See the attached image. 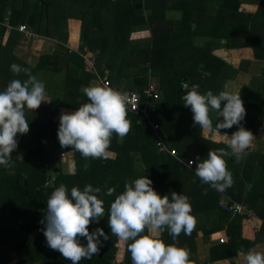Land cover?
Returning a JSON list of instances; mask_svg holds the SVG:
<instances>
[{"label":"trees","instance_id":"obj_1","mask_svg":"<svg viewBox=\"0 0 264 264\" xmlns=\"http://www.w3.org/2000/svg\"><path fill=\"white\" fill-rule=\"evenodd\" d=\"M143 1L149 12L147 16L136 11L140 0H0L1 21L10 16L12 24L26 23L36 33L48 37L60 38L52 26L59 28L63 24L68 39V20H81L80 42L83 44L80 49L87 45L96 57V61L90 65L75 50L69 53L74 54L69 58L60 56L58 47L62 45L57 44L51 53H43L35 66L29 63L24 65L36 78L39 72L51 70L58 75L62 85L59 92L56 91L52 98H45L46 101H42L38 109L27 110L29 131L26 134L18 133L16 137L19 150L25 151L22 159L11 155L12 161H15L11 167L2 170L0 165V264H71L61 253L47 246L42 231L44 225L41 220L47 212V200L61 184L66 186L69 196L73 187L82 191L90 184L100 189L96 195L103 201L104 217L88 227L89 232L102 228L108 239L100 237L99 252L90 260L82 259L79 264H132L127 248L131 241H121L111 234L108 213L116 196L124 191L125 182L143 176L152 180L153 189L161 196L168 195L171 200L170 193L173 191L187 196L194 219L197 215L200 218V215L210 214L208 224L196 222L190 235L181 232L177 237V246L189 252L190 264H216L220 260L246 254L250 249L255 250L257 244L264 243V104L246 96L242 99L246 114L241 124L257 137L256 143L239 162L234 156L223 157L234 181L223 192L245 207L242 212L233 214L220 208L222 193L201 183L195 176L196 163L191 167L187 163L189 160L196 161L197 156L201 160L207 159L209 150L230 151L227 137L223 135L230 138L239 126L211 132L210 136L218 140L205 137L203 130L194 126L193 113L183 105L181 99L193 84L199 85L201 94L209 90L218 94L225 90L227 79L238 73L239 69L226 57L213 53L217 49L251 47L256 57L264 60V0L258 3L257 0L172 2L171 6L176 7L177 4L180 8L176 16L181 14L182 21H174L178 26L170 28H166V23L161 27H152V41L146 44L148 46L138 48L130 40L131 32L138 30L140 25H149L152 17L158 21L162 16V6L157 4L162 0H152V3ZM244 2H252L250 4L258 7L252 21L245 17L249 13L245 14L242 8ZM170 10L175 9L170 7ZM193 23L196 25L193 26ZM7 31L6 26L0 24V66L18 59L13 51L19 43L20 38L17 36L20 34L11 31L7 35ZM74 31L77 32V27L72 25ZM171 32L173 34L169 36ZM123 33L124 36L121 35ZM73 35L77 36V33ZM104 35L112 38L114 48L117 42H123L122 48L131 44L138 52L133 50L128 54H114L119 59L116 63L110 53L112 45L108 40L105 39L99 46ZM201 35L203 38L208 36V41L195 47L194 37ZM7 37L6 42L4 38ZM53 57L57 58V62L52 61ZM125 64L132 68V76L141 71L135 70V65L144 64L134 86L141 92L150 76L158 81L161 97L151 105V117L160 125L158 133H154L142 115L136 116L126 108L130 130L122 138L113 134L107 159L84 158L75 149L62 148L57 136L61 116L59 112L72 113L81 104L89 102L82 89L92 85L94 80L108 79L117 87H130L120 77L113 78L115 71L122 69ZM1 71L0 91H4L14 79L24 81L28 78L24 72ZM182 82L188 83V87L184 89ZM223 106L222 102L221 108ZM46 110H53L59 116L54 121L55 135L47 133L51 122L44 118ZM213 113L216 114L212 116V127L215 129L223 118H217V113ZM36 115L38 119L31 122L30 117ZM188 133L192 139L182 137ZM159 140L164 141L163 147L157 144ZM49 141L55 142V146L49 148ZM189 143L196 149L194 155L187 150ZM63 152L69 153L67 162L60 156ZM70 165L71 168H68ZM109 188L115 189L111 196L106 194ZM205 189L207 194H204ZM253 217L262 220L260 229H254ZM207 227L210 233H205ZM142 234H148L147 229ZM217 235L219 240L216 243ZM157 238L166 245L173 244V238L166 228L157 234ZM79 239L86 246V238ZM206 249L208 252L204 253Z\"/></svg>","mask_w":264,"mask_h":264},{"label":"clouds","instance_id":"obj_2","mask_svg":"<svg viewBox=\"0 0 264 264\" xmlns=\"http://www.w3.org/2000/svg\"><path fill=\"white\" fill-rule=\"evenodd\" d=\"M18 33L25 35L24 32ZM10 69L17 74L24 72L28 78L24 81L14 79L4 91H0V165L6 168L12 166L11 153L18 146L17 134L29 131L25 109L34 111L42 101H46L45 85L31 75L30 69L17 64H12ZM181 86L188 87L183 82ZM229 87L226 84L225 90L219 94H213L211 90L201 94L199 85L193 84L181 97L183 105L193 113L194 126H199L201 130L218 132L219 129L239 126L230 138L223 135L227 137L230 151L209 150L207 159L201 160L197 156L196 161L189 160L187 163L190 167L196 163L195 176L201 183L220 192L234 184L223 157L234 156L239 162L255 139L252 132L241 124L246 110L240 91L234 93ZM82 91L89 102L81 104L75 112L61 114L57 132L59 143L62 148L75 149L84 158L107 159L113 134L122 138L130 130V122L126 118L127 96L99 85L83 87ZM210 111H215L217 118H223L215 129ZM17 159L22 157L18 156ZM180 162L184 163L183 160ZM152 183L147 176L125 182L124 191L110 205L108 226L111 234L121 241H131L127 248L132 264H190L189 252L177 246V237L181 232L190 235L195 226L189 198L173 191L170 200L168 195L158 194ZM99 192V188L89 184L82 191L73 187L69 196L66 186L61 184L47 200V212L41 220L47 246L61 253L71 264H79L82 259L90 260L99 252L100 237L108 239L102 228L89 232L88 227L104 217L103 201L96 195ZM114 192L115 189L109 188L106 194L111 196ZM204 194H207V189ZM165 228L172 236L173 244L166 245L157 238V234ZM146 229L148 234H142ZM80 237L86 238V246L80 243ZM244 260L245 264H264V253L250 249L244 255Z\"/></svg>","mask_w":264,"mask_h":264},{"label":"rangeland","instance_id":"obj_3","mask_svg":"<svg viewBox=\"0 0 264 264\" xmlns=\"http://www.w3.org/2000/svg\"><path fill=\"white\" fill-rule=\"evenodd\" d=\"M251 1L255 2V0H251ZM172 2H175V1H172ZM252 2H250V3H252ZM258 2H259V0H257V3ZM250 3H248V2L245 3L244 2V5L242 6V8L245 10L244 11L245 14L249 13L248 15H245V17H247L250 21H252L253 18L255 17V13H256L258 7H257V5H253V4H250ZM9 13L11 14V10L9 11ZM9 17L10 16H8V19H10ZM161 19L164 22L162 20H158L157 21L156 18L152 17V20H150L149 25L147 24V26H146V33L147 34L143 33V31H141L142 29H138L136 31H132L131 32V39H130L132 44H135L138 48L139 47L140 48H144L145 46H148L146 44L150 43L152 41V38H153V36H152L153 35L152 27L153 28L156 27V26L160 27V25L163 26V23H166V28H170V26L171 27L178 26V25H175L174 20L171 21V16H170L169 13L164 12V14L161 17ZM69 21L74 22L75 20L70 19ZM154 21H156V22H154ZM78 22L81 23V21H78ZM52 27H53V29H56V30H54V32H56V34L60 38H62V39L66 38V29H65L63 24L59 28H56V25L52 26ZM71 28H72V25L70 26V22H69V24L67 26V31H70ZM7 29H9V28H7ZM177 29H179V28H177ZM124 31L126 32V30H124ZM172 34L173 33L171 32L168 35L171 36ZM121 35L124 36L125 34L123 33ZM154 35L156 36L155 33H154ZM195 37H197L196 39L194 38V46L195 47L204 45L208 41V36H204V37H207V38H203L202 35H201V37H199V36H195ZM42 39H43V37H41V41H42ZM105 39H107L108 42L112 45V49H111L110 53L113 54V58H115L116 63L119 61V59L114 54H128L130 51H133V50L138 52L136 47L132 46L131 44H130V46L122 48L124 46V44H125L123 42H122V44H119L117 42V46L114 48L115 44L113 46L112 38H108L105 35H104V37L102 36V40L99 43L100 47H101L102 42L104 43ZM19 41H20L19 42L20 49L24 50L26 48L28 49L29 46H32L33 45V41H38V40L36 38H25V37H23ZM115 42L116 41H114V43ZM110 44H109V46H110ZM61 45L62 46L59 45V47H58V50H59L58 55L66 56L68 58L70 56L74 55V54H69L71 52V50L67 46H65L63 43ZM60 48H61V51H60ZM81 51L83 53H85V55H86V57H85L86 59L85 60H87L88 62H90L91 60L95 59L94 58L95 57V53L92 52V50L87 45H85L83 47V49H81ZM13 52H14L13 54L18 59H16V61H14V62H10L8 64H4V65L0 66V69H3L4 71H6V73L7 72H12L11 69H10V66L12 64H17V65H20L22 68H25L24 65L29 63V58L26 57V54H22L21 55L18 51H15V50ZM95 52H97V51H95ZM213 53H215V55L219 56V57H226L233 66H235L237 69H239L238 73H236L234 75V77H232L230 79H227V81L225 83V85L228 84L230 86L229 90L234 92V93H238L240 91L241 99H244V97L246 96L249 99H252V101L257 100L261 104H264V60H259L256 57L255 50L253 48H251V47L231 48L230 50H226V49L221 48V49H217V50L213 51ZM25 58H26V60H25ZM37 60H39V58ZM52 61L53 62H57V58L53 57ZM121 62H126V60H122ZM143 66H144V64L135 65V70L139 69L141 71L139 73H137V74L132 76V73H130L132 68L131 67H126V64H125L122 69L118 70L117 72L115 71V73L113 74V78L120 77L121 79H123L125 85H128V86L134 88V86L136 84V77L138 75L142 74L141 72L143 71L142 70ZM46 72H47V70H46ZM46 72L45 71L40 72L39 76H40V78L43 79V81H46V83H44V85H45V93H46L45 94V98L48 99V97L50 95L52 97L54 95H56L55 94L56 91L59 92V87H61L62 84H60L61 82H60L59 77H58L57 74L49 75ZM0 76H1V78L3 77L2 71L0 73ZM155 80L157 81V79H155ZM50 81L52 83L56 84V85L51 86V82ZM96 83L97 82L94 80L92 85H99L100 86V84H98V83L96 84ZM59 84H60V86H59ZM160 93H161V91H160ZM47 102H48V100H47ZM27 110L28 109H25V116L27 114ZM151 110H152V108L150 109V111ZM59 113L61 115V112H59ZM212 116L215 117L216 114L213 113V111H210V118L213 120ZM57 117H59V116H57L56 113L53 110H48V111L46 110V114H45L44 118L51 122V126L48 127V129H47V133H49L51 135H55L56 134L54 121L57 119ZM35 119H38L37 115L30 117V121L31 122H33ZM39 120L42 123V120L41 119H39ZM182 137L188 138V139H192V137H191V135L189 133L187 135L182 136ZM262 137H264L263 134H262ZM48 146H49V148L54 147L55 146V142L49 141ZM187 150L192 155H194L195 151H196L195 147L192 146L191 143H189ZM24 153H25V151L21 152L19 150V147L17 146V149H15L11 153V155H16V157H18V156L22 157L24 155ZM13 162L15 163V161H12V164H13ZM65 162H67V160H65ZM48 165L49 164H47V166ZM62 167L64 169L67 168V166H62ZM1 168H2V170H4L6 167L1 165ZM68 168H71V165ZM216 213L218 215L220 214L219 211L218 212L216 211ZM104 215H105V213H104ZM209 215L210 214H207L206 216L200 215L201 219L197 215L195 217V223L197 222L198 224H200L202 222L204 224H206V223L208 224V222H209L208 220L211 218V216H209ZM255 220H257V219H255ZM261 226L262 225L260 223L258 225V228H261ZM207 229H208V227H207ZM203 232H204V230H203ZM199 235H200V233H199ZM218 240L219 239H218V235H217L215 241L218 242ZM244 255L245 254H243V256ZM0 258H1V253H0ZM17 259L18 258H15V260H17ZM241 260H242L241 263H243L245 261L244 258L241 259Z\"/></svg>","mask_w":264,"mask_h":264},{"label":"crops","instance_id":"obj_4","mask_svg":"<svg viewBox=\"0 0 264 264\" xmlns=\"http://www.w3.org/2000/svg\"><path fill=\"white\" fill-rule=\"evenodd\" d=\"M149 2H151L152 3V0H148ZM172 1H175L176 3H177V1L178 0H162V2H159V3H157V4H159V6L161 5L162 6V16H163V14H164V12H166V13H169L170 14V16H171V18L172 19H174V21H176V22H179V20H181L182 21V15L180 14L179 16H176V14H177V10L178 9H180L179 7H177L178 5L176 4V7H174V6H171L172 5ZM154 3V2H153ZM170 7H171V9L172 10H174V11H171L170 10ZM136 11L138 12V13H142V14H144V15H148L147 13H149L146 9H145V5H144V1L143 0H140V2H139V7L136 9ZM162 16H160V19H161V17ZM70 19H73V20H75L74 22H71V21H69ZM69 20H68V24H69V22H70V26L71 25H73V26H75V27H77V32H72V28L70 29V31H68V39L66 38L65 40H62V39H60V38H58V37H54V36H52V37H48V36H46V35H40V34H38V33H36L35 31H33L32 29V31L35 33L34 35H28V34H25V35H21V33H18V34H20V36H17V37H19L20 38V40L23 38V37H25V38H36L38 41H33V45L32 46H29V48L27 49H24V50H22V49H20V45H19V43L17 44V46H16V49H15V51H18L21 55L22 54H26V57L27 58H29V64L30 65H32V66H35L36 65V63L38 62V58L43 54V53H51L56 47H57V44H64L65 46H67L71 51L72 50H75V51H78V53H79V55L82 57V58H84V59H86L85 57H86V55H85V53H83L82 51H81V49H80V47H81V45L83 44L82 42H80V34H81V23H79L78 21H81V20H79V19H74V18H70ZM4 20H8V18L7 17H4ZM162 20V19H161ZM3 21V20H2ZM10 21V20H9ZM163 21V20H162ZM185 21V20H184ZM164 22V21H163ZM73 23V24H72ZM12 25H15V24H12ZM17 25V24H16ZM196 24L195 23H193V26H195ZM29 26V25H28ZM162 26V25H161ZM160 26V27H161ZM137 29H142L141 31H143V33H146V26L145 25H140ZM9 30V32H11V31H16V32H19V31H17L16 29H14V28H12V29H8ZM136 31V30H135ZM8 31H7V35H8V33H9ZM72 32V33H71ZM75 33H77V36L76 35H73V34H75ZM147 34V33H146ZM192 35V34H191ZM41 37H43V39H42V41H41ZM195 39L197 38V37H194ZM5 39V41L7 42V40H8V37L7 38H4ZM20 42V41H19ZM36 43V44H35ZM227 50V49H226ZM30 54V55H29ZM29 56V57H28ZM95 59H93L94 60V62L96 61V57H94ZM25 60H26V58H25ZM89 64L91 65L92 63L91 62H89ZM51 70H48L47 71V74H49V75H55L54 73H52V72H50ZM40 73V72H39ZM37 79L39 80V81H42L43 82V80L40 78V76H39V74H37ZM49 79V78H48ZM51 82V81H50ZM44 83V82H43ZM51 84H53V85H51V86H54V85H56V84H54V83H52L51 82ZM97 84V83H96ZM99 84V83H98ZM100 86H101V84H100ZM49 97H51L52 98V96L50 95ZM203 135L205 136V137H210V138H213L214 140H218V138H216V137H211L210 135H211V132L210 131H207V130H203ZM254 136V135H253ZM254 140H253V142L250 144V148L248 147L247 149H246V153H248L249 152V149H252L254 146H255V143H256V139H257V137L256 136H254ZM205 159V158H204ZM223 197L221 196V198H220V200L222 199ZM253 219V227H254V229L255 230H257V229H260V228H258V225L262 222V220L259 218V217H253L252 218ZM255 219H257V220H255ZM261 221V222H260ZM217 243V242H216ZM257 248V249H256ZM255 250H257V252H260V253H264V243H260V244H257V246L255 247ZM203 252L204 253H206V252H208V249H206V251H204L203 250ZM211 254V253H210ZM209 257H210V255L208 256V260H210L209 259ZM244 258V256H243V254H240L239 256H236L235 258H233V259H226V260H220L219 262H217L216 264H245V261L243 262V263H241L242 262V260L241 259H243Z\"/></svg>","mask_w":264,"mask_h":264},{"label":"built area","instance_id":"obj_5","mask_svg":"<svg viewBox=\"0 0 264 264\" xmlns=\"http://www.w3.org/2000/svg\"><path fill=\"white\" fill-rule=\"evenodd\" d=\"M0 24H3L8 28H13V25L10 23L9 19L3 21L0 20ZM15 29H17L20 32H24L25 34L28 35L35 34L30 30V27L26 23L17 24V26H15ZM90 62L92 64L94 63L93 60H91ZM96 82L101 84V86L110 87L125 94L127 96L126 108L131 110L136 116L142 115L144 119H147L148 123L153 128L154 133H158V129L160 128V125L159 123L155 122L154 119L151 117L150 109H151V105L161 97V93L158 86V81H156L153 76H150L149 81L143 92H141L136 88H131L127 86L122 88L120 86L117 87L116 85H112V83L108 79H103L99 81L97 80ZM186 84L188 85V83ZM157 144L160 147H163L164 141L159 140ZM69 153H73V151H69ZM69 153L68 154L65 152L61 153V158L63 161L68 159ZM221 193L223 198L219 201V206L222 210L236 214L238 212H242V210L245 209V207L240 202L233 199L231 196H228L224 192Z\"/></svg>","mask_w":264,"mask_h":264},{"label":"water","instance_id":"obj_6","mask_svg":"<svg viewBox=\"0 0 264 264\" xmlns=\"http://www.w3.org/2000/svg\"><path fill=\"white\" fill-rule=\"evenodd\" d=\"M210 232H211V230H209V229L208 230H205V233H210Z\"/></svg>","mask_w":264,"mask_h":264}]
</instances>
